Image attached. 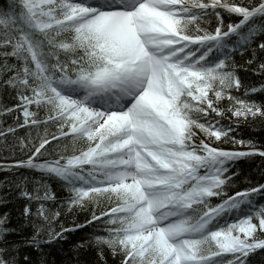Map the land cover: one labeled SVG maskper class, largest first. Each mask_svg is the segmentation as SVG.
Here are the masks:
<instances>
[{"label":"snow or ice","instance_id":"1","mask_svg":"<svg viewBox=\"0 0 264 264\" xmlns=\"http://www.w3.org/2000/svg\"><path fill=\"white\" fill-rule=\"evenodd\" d=\"M223 14L238 19L225 25ZM254 42L264 50V0H11L0 9V89L18 103L0 116H19L0 137L17 128L36 137L19 138L31 155L0 170L42 174L32 192L27 178L15 185L30 201L55 200L46 177L68 188L69 210L103 202L88 223L103 220L95 245L120 264H264V204L255 200L264 184L226 190L235 163L264 151L251 141L233 140L248 151L207 142L232 133L215 118L226 111L264 116V107L232 94L242 86L232 54ZM225 99L227 109L218 106ZM198 133L205 139L197 143ZM53 142L56 158L38 162ZM36 215L44 224L30 221L34 235L14 241L19 233L0 213V264H17L18 244L39 248L45 225L44 243L76 230L55 232L60 213L50 217L43 203Z\"/></svg>","mask_w":264,"mask_h":264},{"label":"trees","instance_id":"2","mask_svg":"<svg viewBox=\"0 0 264 264\" xmlns=\"http://www.w3.org/2000/svg\"><path fill=\"white\" fill-rule=\"evenodd\" d=\"M11 0H0V9L9 4ZM224 15V23H234L237 17H229ZM216 26L215 19L212 20L208 30H214ZM226 30V28H225ZM232 39H235L233 37ZM241 51L243 54H241ZM252 63H248V61ZM234 62L237 75L241 80V88L239 91L235 89L232 91L234 96L255 101L257 104L264 107V71L260 70V64H264V50H260L254 42L247 49L236 51L232 54V61ZM252 88L258 89L256 92H251ZM248 92L249 95L245 96ZM15 95L11 90L4 91L0 89V108L12 107L18 103L13 99ZM228 100H223L218 105L221 108L227 109ZM215 117L214 113L210 114ZM18 112L9 113L0 116V129H7L9 126L16 127ZM40 118H44V113H40ZM221 123L226 127L230 126L233 131L226 138L221 141L211 140L209 143L217 148L226 150L248 151L247 144H235V141H251V144L257 150H264V116L257 115L256 117L249 116L247 119L241 117L236 118L230 112H225ZM23 122V117L20 116L19 123ZM41 135L43 134V127L39 129ZM47 131L51 134H57V129L54 125H48ZM31 133V136H29ZM25 138L26 142L30 138L36 137V130L29 128H17L15 134L9 133L6 137H0V164L9 165L17 160H26L31 152L28 148L21 150L19 138ZM198 143V142H197ZM30 147V145H29ZM57 149L56 142L44 151L38 157V162L44 160L55 159L54 154ZM53 153V154H50ZM236 175L233 177L232 186L228 189V194L231 195L236 191L256 187L259 184H264V156L252 155L238 160L234 167ZM27 178L25 184L27 189L32 192L34 188L40 187L42 182V174L36 170L28 168H13L11 170H0V213H7L9 218V227L16 229L19 235H12L10 240L21 241L30 239L34 235V229L29 223L44 224V221L39 218L36 213L40 204H44L46 213L51 217L54 213L59 212V217L52 221L51 227L55 232H60L61 228L72 229L75 231L64 232V239H54L51 243H44L50 239L49 229L45 225L44 230L40 233L38 239L42 242L39 248L33 246L28 247L24 244H18V252L16 253L17 264H120L121 257L113 256L111 251L104 246L103 256L99 254L100 248L95 245L94 236L103 234V220L93 221V212L99 215L101 211L106 209V205L102 202L99 207L89 205L85 208L73 207L69 210L68 199L71 195L68 188L62 182L56 179L43 178L50 186L51 192L55 194V200H28L20 195V189L15 185ZM35 195L36 193L33 192ZM39 195L43 196V188ZM255 200L259 204H264V198L260 195L255 196ZM219 200L214 199L213 203H218ZM25 206L30 207L31 215L25 217L23 215ZM82 226V227H77ZM82 241H88L85 247L78 248L77 246ZM28 260L25 261L24 257Z\"/></svg>","mask_w":264,"mask_h":264},{"label":"rangeland","instance_id":"3","mask_svg":"<svg viewBox=\"0 0 264 264\" xmlns=\"http://www.w3.org/2000/svg\"><path fill=\"white\" fill-rule=\"evenodd\" d=\"M197 142H199V140L201 139H205L204 135L202 133H198V137L196 138ZM211 140H207V142L209 143Z\"/></svg>","mask_w":264,"mask_h":264}]
</instances>
